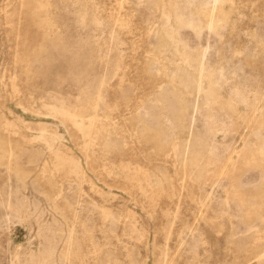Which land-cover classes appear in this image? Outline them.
I'll return each instance as SVG.
<instances>
[{
	"label": "rangeland",
	"instance_id": "1",
	"mask_svg": "<svg viewBox=\"0 0 264 264\" xmlns=\"http://www.w3.org/2000/svg\"><path fill=\"white\" fill-rule=\"evenodd\" d=\"M0 264H264V0H0Z\"/></svg>",
	"mask_w": 264,
	"mask_h": 264
}]
</instances>
